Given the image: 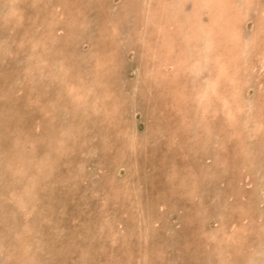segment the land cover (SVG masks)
I'll return each instance as SVG.
<instances>
[{
	"label": "rangeland",
	"instance_id": "obj_1",
	"mask_svg": "<svg viewBox=\"0 0 264 264\" xmlns=\"http://www.w3.org/2000/svg\"><path fill=\"white\" fill-rule=\"evenodd\" d=\"M158 1L176 13L172 0H0V264H264V0H237L241 43L260 40L229 62L235 118L221 107L233 74L196 108L227 44L197 73L152 54Z\"/></svg>",
	"mask_w": 264,
	"mask_h": 264
},
{
	"label": "bare ground",
	"instance_id": "obj_2",
	"mask_svg": "<svg viewBox=\"0 0 264 264\" xmlns=\"http://www.w3.org/2000/svg\"><path fill=\"white\" fill-rule=\"evenodd\" d=\"M12 1H14V0H12ZM177 1L178 0L169 1V4L176 6V8L173 7V10L176 9L175 14H171L170 12H169L170 14L167 13L168 12V9H167L168 3H166V1H164V2L158 1L157 2V4L159 3L158 8L155 6H153V7L150 6L148 9V11H149L148 16H147V18H145V20H148V18L152 17L153 14L154 15H157V14L160 15V17L158 19L156 17V21H155L156 27H157L156 31L158 33V44H159V46L157 45L156 47L154 46L152 48V50H153L152 54L155 55L157 53L158 56L164 55L166 57L164 58V56H163V59H161V61H164V60L172 61L175 66L180 67V68L192 67V68L196 69V73H197L199 71H202L204 68H208V67H205V65H207L206 63L208 62L210 55L212 53L213 54L216 53L215 52L216 48H220L223 43L227 44V47L222 45L223 48H227L226 51H224V53H220L218 50L217 53H220V54H217L215 56L216 58L213 59V65H212L213 68H210V66H209L211 72L208 74V78H206L207 80H206L205 84L200 85V87L196 91V94H195V97L197 99L196 100L197 101L196 102L197 103L196 108L200 109L201 113L204 116L206 114V112L209 110V108L211 109L212 104L210 102V99L214 100L220 96L218 89H219V86H221L222 81L225 79V77H227L225 75L229 76V74H233L232 76L230 75L231 76L230 78L233 81V83L231 85V87H232L231 96L228 98L226 97L225 100H224V98L222 99L223 101H222L221 107L226 108V110H223V111H225V115H227L230 118H233V117L235 118L237 111H234V109L236 107L234 108V104L232 105V102H231L232 99H234V97L239 96V98H236V101H240L241 106H239V107L241 109L244 108V104H242L243 102H241L243 100H241V97H240V87L237 84L238 81H240L241 76L233 78L235 75L236 76L238 75V72L242 68H240L239 63L236 64L235 62H237L238 59H241L238 57L242 56V54L245 52L247 47L250 46L252 48H254V47L257 48V46H255V44H258V40H260L259 35L256 34L255 36L250 38L246 44L241 43V40H240L241 35H240V30H239L240 26L237 24L240 22L241 16H244L246 14V13L242 12L243 7L247 6L245 4V2L253 4L254 1L253 0H245V2L244 1L242 2L243 3L242 5L241 4L238 5L237 0H194V4L192 6V8H193L192 12L190 14H188V16H184V17H181L180 13L184 7L186 0H184L180 5L177 4ZM8 2H9V0H8ZM146 5H150V3H146ZM232 6H235V11L234 12H228L229 10H231ZM204 7H207L205 9H208V11H210V13L212 14L208 21L204 20L202 14H201V10ZM245 8H248V7H245ZM14 11L16 12L15 9H14ZM261 13L262 14L260 17H261L262 22H264V9H262ZM204 15H205V13H204ZM206 15H208V14H206ZM242 22H243V20H242ZM54 30H55L54 28H50V30H48L51 33V35H53V37L57 36V35H55ZM177 31H180L181 33H183V36H184L183 40L181 39L182 37L179 40L178 37L175 35V33ZM178 40L179 41H181V40L185 41L183 44H187V46L182 45V44H181L182 46H180V43L178 44V42H177ZM182 41H181V43H182ZM192 42H194V43H192ZM195 42H196V45H194L195 47H193V48L195 49L196 47H198L199 50H202L201 52H204V50H206L204 52L205 53L204 55H202L203 53L201 54V52L199 53L198 51L194 50L192 47H189V46H192L193 44H195ZM178 45H179V47H178ZM223 54H225V56ZM211 57H210V59H211ZM234 58H238V59H235L236 61H234L233 63H229V62H232V60H234ZM243 61H244V58H243ZM155 62H156V59H155ZM245 63H247V62H245ZM153 64H154V62H153ZM231 67L233 68V71H234L233 73L231 72L232 71ZM208 70L209 69H207V71ZM245 70H247V69H245ZM228 71H230V72H228ZM245 77H247V76H245ZM81 79H82V77H81ZM180 79H181V77H180ZM245 80H247V79L245 78ZM239 83H241V82H239ZM74 84H76V83L74 82ZM163 84H165V83H163ZM77 92H78V90H77ZM193 96H194V94H193ZM74 98L78 101H80L82 99H84L83 101H86V102L88 101L86 95H83V96L78 95L77 97H74ZM93 98H95V100L92 99L93 100L92 103L95 104L94 101L96 103H98V99H100L99 95H97V97L94 96ZM76 100H75V103L78 104ZM96 105H98V104H96ZM106 105L107 104H105V107H106ZM78 106H79V104H78ZM112 106H115V109H117L116 104H113ZM235 110H238V109H235ZM254 122H257V124L260 123V121H258V119L255 120ZM254 134H256V133H253V135ZM239 135H241V134H239ZM159 207H158V209H160ZM155 217L157 218V216H155ZM156 218H155V220H156ZM156 221H154V222H156Z\"/></svg>",
	"mask_w": 264,
	"mask_h": 264
}]
</instances>
